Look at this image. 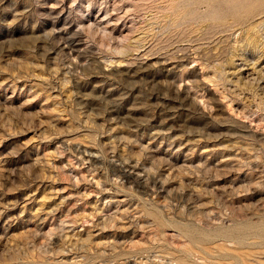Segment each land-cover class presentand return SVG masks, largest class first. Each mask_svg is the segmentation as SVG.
I'll return each instance as SVG.
<instances>
[{"label": "rangeland", "instance_id": "374dc122", "mask_svg": "<svg viewBox=\"0 0 264 264\" xmlns=\"http://www.w3.org/2000/svg\"><path fill=\"white\" fill-rule=\"evenodd\" d=\"M0 264H264V0H0Z\"/></svg>", "mask_w": 264, "mask_h": 264}]
</instances>
